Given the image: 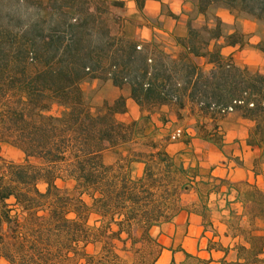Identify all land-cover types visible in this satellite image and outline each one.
I'll use <instances>...</instances> for the list:
<instances>
[{"label":"trees","instance_id":"trees-1","mask_svg":"<svg viewBox=\"0 0 264 264\" xmlns=\"http://www.w3.org/2000/svg\"><path fill=\"white\" fill-rule=\"evenodd\" d=\"M133 1L141 11L145 0ZM193 2L203 15L222 6L264 23V0ZM124 7L123 0H17L0 6V141L24 154L23 162L0 170V259L8 264H156L166 247L152 229L182 210L181 194L197 176L150 136H139L136 121L117 118L127 109L123 95L93 112L80 86L85 79L127 86L145 121L163 106L177 118L187 109L197 134L215 144L222 140L219 120L237 111L254 122L246 143L262 144L264 73L224 56L217 43L219 17L214 26L188 23L171 53L153 39L128 37L126 19L114 13ZM241 37L231 32L225 43L240 44ZM53 104L62 108L59 114L49 113ZM140 138L143 148L132 150L124 164L104 162L105 151ZM132 163L143 164L140 176L131 175ZM58 179L72 180L77 194L62 191ZM199 181V202L225 185L251 219L264 217V189L257 185L213 176ZM197 184L211 186L203 194ZM201 208L193 211L210 221L207 205ZM242 231L238 259L264 264V235L254 228ZM89 245L97 251L87 252ZM183 254L181 262L172 258L168 264H210Z\"/></svg>","mask_w":264,"mask_h":264},{"label":"rangeland","instance_id":"rangeland-1","mask_svg":"<svg viewBox=\"0 0 264 264\" xmlns=\"http://www.w3.org/2000/svg\"><path fill=\"white\" fill-rule=\"evenodd\" d=\"M127 1L130 0H126L124 8L114 9V13L117 15H121L126 19L123 28L125 34L128 37L140 39L137 33L138 28H141L142 26H148L149 24H156L158 20L150 19L146 17V15H144L142 11L133 12V7L129 5L128 4L129 2ZM186 1H187L185 2L186 5L189 6L188 14L192 15L188 23H190L195 28H200L205 24H207L208 26H214L216 23V17H219L222 22L221 23L222 37L218 39L217 43L221 46V51L224 54V56L231 58L232 61L240 67H247L251 71H258L264 73V52L260 50V44L264 43L263 22H260L249 15L231 11L222 6L210 8L208 9L205 15L200 13L201 15L198 17L197 15L199 14V12H197V9L195 8V4H194L195 2H193V0H186ZM16 2L17 0H1L0 6L1 7L3 6V8L6 9L14 6ZM162 8L164 10V7ZM234 31H237L242 35L241 37L242 42L236 45L226 44L225 36ZM113 32H117V26L115 25L113 26ZM175 37L176 36L170 37L166 35H157L156 38H154L153 40L157 44L163 46L165 50L171 53H175L177 51V47L174 42ZM140 40H144V39H140ZM144 41H149V40H144ZM80 86L81 89L83 90L84 99L93 112H97L104 101L111 102L118 95L125 96L124 94L126 93V89L128 88L127 86H124L121 89L117 88L113 86L110 81L102 80L99 78L85 79L80 83ZM136 106L134 104L133 105L126 104L127 107L126 112L123 113V115L121 116L117 115V118L120 121L126 123L136 121L138 123L136 126L137 129L141 130V134L139 136L142 137L150 136L154 141H156L159 144L160 147L165 148V150L172 155L174 161L177 164L183 165V163H186L188 160L187 159L188 156L190 157L189 163L192 162L191 151L185 149H177L175 147L170 148L168 147V144L190 141L189 139L191 136L190 135L191 131L188 128L191 126L196 131L195 119L192 117L191 118L192 121L191 123H189L188 120L185 119V114H183L182 118H177L172 108H169L170 110L169 112L161 108L152 112L150 115V120L145 121L141 117L142 114L138 106L137 107ZM61 110L62 108L60 106L53 104L49 110V113L56 115L59 114ZM228 113H226L222 118V119L225 118L224 121L226 122L222 125L223 128H225L226 126L235 127L234 125H237L236 127L237 135H240V130H243V132L244 131L249 132V130L253 128L254 126L253 121L250 120L248 123H241L237 121L238 117L236 114H228ZM162 117L164 118V120L161 119ZM160 120H162L163 123L164 121L165 122L168 121L169 126L166 128H164L163 126L160 127V125H157V123H161ZM261 124H262L261 128L263 130L262 144L259 146H255L257 153L260 152L258 154L259 157H257L258 159L255 158L256 161L254 163L255 170L258 172H264V120H261ZM177 128H180L182 130L181 136L176 139H171V134ZM223 128L222 127L219 128V133L221 134V136L228 134L227 131H224ZM198 137L200 136L198 135ZM144 139L140 138V140L137 139L128 142L122 146H119L115 149L107 150L105 153H103L104 162L107 164L116 165V161L119 160L120 164H124L125 160L128 159L129 154L132 150H138L143 148L141 143L144 141ZM222 140L219 141L216 145L222 146V144H224ZM239 140L240 138L237 139V141ZM209 142L215 144L211 141ZM198 145L199 143H197V145L195 146L197 150L200 148V146ZM192 148H194V146H192ZM226 151L228 152L227 148ZM200 158L203 157L201 156ZM227 158L235 162L234 164L236 165L243 164V161L239 160V157L237 156L232 157V154H230V156ZM228 159H226V161L225 160L219 161V163L228 162ZM23 161H24V154L22 153V151H20L18 148L6 142L0 141V170L4 165L8 164L9 162L21 163ZM32 161L37 162L36 160H32ZM186 166L190 167V165L189 164L187 165V163ZM220 167L222 166L220 165ZM129 168H131V175L134 177L140 176L142 174V172L139 175L137 174L138 169L135 163H132L129 166ZM190 168H194V167H190ZM125 170L128 169L125 168ZM193 172L195 171L193 170ZM195 173H198V171ZM199 175L202 177H206L207 174L201 173ZM221 178H224L234 183H240L243 181V180L231 181V179H227L226 177H221ZM199 180H198L199 182L202 181V179ZM189 181L190 180L186 181V179L183 180V182H188V184ZM194 183L196 184L197 182L194 181ZM56 184L64 192H67L72 195L77 194V192L74 189V182L72 180L58 179L56 180ZM252 184L257 185L256 183H252ZM260 184L261 183L259 180V186L258 185L257 186L261 189H264V186L260 187ZM188 186L189 187L187 188V190H185L181 194L179 200L180 208H182V210H188V211L191 210L201 211L202 209L201 207L204 204H206L207 208H209V210L205 214L207 215V218L210 221H205V219L201 218V222H200L201 228L198 230L196 234V238L198 239L197 246L198 244L201 243V247L199 249L197 247V252L202 251L200 252V257L205 259H210V264H221L220 263L221 260H225V262H227L228 264H247V263H243V261L239 260L237 257L238 252L236 246H238V244L244 243V240L241 236L243 235L242 228H246V229L254 228V231H256V233L264 235V217L251 219L245 213L241 204L239 202L236 203L235 192L232 191L231 195L228 196V194L226 193L227 187L225 185L218 186V190L216 191L217 192L216 197L214 199H210V197H208V199H202L200 202L198 201L197 196H194L196 190L195 188H193L194 184H190ZM210 186L211 185L204 186L202 184L199 185L197 184V188L199 189V191L201 190L203 194H205V191L208 188H210ZM44 187H45L44 184L42 183L38 184V188L40 190L43 191ZM211 190H215V189L212 187ZM83 198L85 200H88L85 196H83ZM8 202L11 203L12 200H9ZM229 210H232L233 214H229ZM94 218L95 217L93 215L90 217L89 219L90 224L94 223ZM188 225L189 222L187 220L182 223V231L180 232V235L177 236V238L181 236L183 237L187 233ZM170 232L167 233L166 230L163 231V233L168 237L170 236L169 235ZM192 232L193 231H190L191 234ZM152 234L157 236L155 233ZM175 238L176 235L173 234L171 237L172 240L166 241L165 246H167L169 249H172L173 246L175 247L178 246V244L175 243ZM185 246L186 248H192L189 242H187ZM177 248L178 247H176V249ZM96 251L97 248H94L92 245L87 246V252L93 253ZM205 251H211V252H205ZM122 255L128 261H131V255L126 253H123ZM260 257L264 259V245H263V252ZM165 259H166V254L161 256L159 261L158 262L156 261V264H163ZM176 262L179 263L181 262V260H178ZM0 264H8V263L4 259H0ZM79 264H83V263L80 262Z\"/></svg>","mask_w":264,"mask_h":264},{"label":"crops","instance_id":"crops-1","mask_svg":"<svg viewBox=\"0 0 264 264\" xmlns=\"http://www.w3.org/2000/svg\"><path fill=\"white\" fill-rule=\"evenodd\" d=\"M126 2V0H123ZM128 4L133 7V12H137V8L135 6V3L133 0L127 1ZM186 0H145L144 6L142 8V12L146 17L150 19H157L156 24H149L148 26H142L141 28H138V35L140 39L144 40H151L156 38L157 35H166V36H185L187 33V27L188 22L190 21V17H192L191 14H188L189 12V6L186 5ZM164 7V10L163 8ZM193 9V8H191ZM201 14L199 13L197 16L199 17ZM192 21V20H191ZM201 63L204 62L203 59H200ZM128 89V88H127ZM126 89L125 101L126 104L135 105V102L130 98L129 96V89ZM137 107V106H136ZM162 109L165 111H170L167 106H163ZM183 114H185V119L188 120L189 123L192 121V117L188 116L187 109L183 110ZM228 114H236L238 119L237 121L241 123H248L250 120L247 118H243L240 116V114L236 111H231ZM122 114H119L118 116H121ZM138 119V118H137ZM225 119V118H224ZM224 119L220 120L218 124H220L219 128H223V124L226 123ZM161 123H157V125L163 126L164 128L169 126L168 121L160 120ZM235 127H225L223 128L224 131H227L228 134H225L222 136V146H218L216 144H212L207 140H204L200 137H198L196 131L190 126L188 129L190 132V141L188 142H181V143H171L168 144V147L170 148H177V149H185L192 152V162L189 163L190 157L188 156L187 165L189 164L190 167H194L193 170L195 172L198 171L197 176L193 181H191V184H195L194 181H198L199 179H207L208 177H226L227 179H231V181L235 180H243L247 181L249 183H256L259 186V180H260V187L264 186V172H258L255 170V161L260 152L257 153L256 147H252L246 143L247 137H248V131L240 130V135L236 134V127L237 125H234ZM234 128V129H233ZM161 129V128H160ZM229 129V130H228ZM163 135V134H162ZM240 138L239 141L237 139ZM199 143L198 146L200 148L197 150L195 146ZM194 146V148H192ZM226 148L228 152L226 151ZM230 151V152H229ZM106 152V151H105ZM104 152V153H105ZM198 152V153H197ZM199 154V155H198ZM232 154V157H239V160L243 161L242 165H236L234 164L232 160L228 159L227 157ZM203 158H200V157ZM228 159V162L219 163V161H226ZM258 159V158H257ZM186 163H183L185 167ZM137 166V174L139 175L142 172L143 164L142 163H135ZM220 165L222 167H220ZM205 173L207 174L206 177H202L199 174ZM201 177V178H200ZM194 188V187H193ZM232 191L228 194L230 196ZM194 196L196 195V191L194 193ZM210 199H214L216 197V193L212 192L209 195ZM213 197V198H212ZM237 203V202H236ZM188 221V231L187 233L182 237H178L180 235V232L182 231V223L184 221ZM201 222V216L198 215V213L194 211H188V210H181L179 213H177L172 220L169 222H165L161 224L159 227H154L152 229V233H155L158 237V240L165 246L166 241H171V237L173 234L176 235L175 243L178 244V247L176 249L175 246H173L172 249L166 248L163 249L160 257L158 258L157 262L161 258V256L166 254V259L163 264H167L171 261L172 258H174L175 261L183 260L184 254L183 250L191 253V254H197L200 256V252H197L198 249L201 247V243L197 246L198 239L196 238V234L198 230L201 228L200 225ZM169 233L170 236L168 237L163 233L165 231ZM190 231H193L192 234ZM191 235V236H190ZM189 242V244L192 246V248H186L185 244ZM205 252H211V251H205Z\"/></svg>","mask_w":264,"mask_h":264},{"label":"built area","instance_id":"built-area-1","mask_svg":"<svg viewBox=\"0 0 264 264\" xmlns=\"http://www.w3.org/2000/svg\"><path fill=\"white\" fill-rule=\"evenodd\" d=\"M182 134V130L180 128H177L174 130V132L171 134V139H176L180 137Z\"/></svg>","mask_w":264,"mask_h":264}]
</instances>
